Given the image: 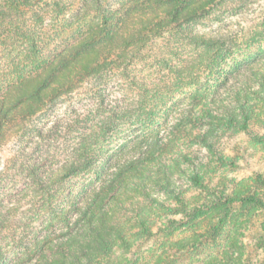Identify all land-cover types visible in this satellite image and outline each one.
Instances as JSON below:
<instances>
[{
  "label": "trees",
  "instance_id": "16d2710c",
  "mask_svg": "<svg viewBox=\"0 0 264 264\" xmlns=\"http://www.w3.org/2000/svg\"><path fill=\"white\" fill-rule=\"evenodd\" d=\"M226 1L0 0V148L84 86L107 110L61 145L60 160L50 150L37 162L21 153L42 221L0 210V264H179L180 252L193 259L206 249L213 254L200 264H250L237 232L264 209L255 187L264 173L252 184L226 171L247 151L233 136L264 123V50L235 60L227 38L196 29ZM155 43L160 51L149 55ZM152 56L163 71L140 67ZM118 75L135 96L111 107ZM122 119L134 132L104 145L99 138ZM251 135L264 144V133ZM14 223L22 230L8 241ZM116 247L144 255L112 257Z\"/></svg>",
  "mask_w": 264,
  "mask_h": 264
},
{
  "label": "rangeland",
  "instance_id": "374dc122",
  "mask_svg": "<svg viewBox=\"0 0 264 264\" xmlns=\"http://www.w3.org/2000/svg\"><path fill=\"white\" fill-rule=\"evenodd\" d=\"M195 27L198 31L219 34L227 38L229 43L234 45L231 57L235 60H243L264 50V0H227L223 4L217 5L206 18L198 21ZM159 48L160 45L155 43L148 49V54L154 55L156 51H160ZM184 50L190 55L194 53V50L188 46ZM157 62L152 56L150 60L142 62L140 67L144 68V71L160 72L159 69L163 71L164 67ZM109 92L108 100L111 107H120L124 99L129 102L135 96V93L128 88L126 78L120 75L113 77ZM175 97L180 96L175 94ZM99 104L92 93L91 86H84L52 108L25 121L24 129L20 133L14 134L15 136H12L0 148V210L2 212L7 213L12 208L11 214L14 213L19 220L26 221L28 225L38 226L41 223L42 220L36 219V213H39L40 207L35 208L32 205V194L27 192V184L31 182V179L26 176L28 170L22 165L24 162L21 161V153L25 152L28 157L30 156L31 161L37 162L44 159L43 153L50 150L53 153V162L60 160L61 145H74L81 128L88 125H90L89 129L96 127L101 116L107 113L103 106L97 110ZM89 116L93 121L88 120ZM118 123L119 125L105 137L99 138L104 145H116L134 132V124L127 123L126 119H122ZM37 127L43 131L42 134L35 131ZM250 131L251 133H264V123L261 121L253 123ZM251 133L240 132L233 136L234 141H240L241 145L247 147V151L244 158H241L242 164L236 168H229L226 174L237 179H246L254 184L253 179L257 178V174L264 173V144L252 143ZM49 163H43V171L48 169ZM85 177L84 174H81L73 177V181L77 184L83 183L86 180ZM255 187L264 189L262 184ZM252 213L250 223L244 224L241 231L237 232V237L240 244L239 249L249 257L250 264H256L264 259V246L259 241V233L264 232V209L259 208ZM18 225L14 223L11 228L9 226V229L4 231L8 241L12 240L14 233L21 232L22 229ZM180 236L179 233H176L173 239H178ZM152 243L153 241L145 245L144 249ZM248 245H250L249 249L246 247ZM176 248L177 246L173 251ZM213 251L214 249L198 251L193 259L189 252H180L179 264H190L192 260L197 261L201 258L199 262L197 261L200 264L213 254ZM141 254L142 251L122 254L120 248L116 247L112 257L130 256L131 259H134Z\"/></svg>",
  "mask_w": 264,
  "mask_h": 264
}]
</instances>
